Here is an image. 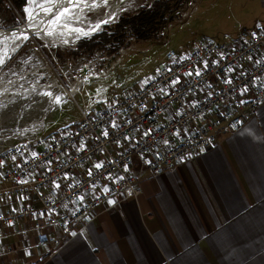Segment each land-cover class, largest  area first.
Listing matches in <instances>:
<instances>
[{"label":"built area","instance_id":"built-area-1","mask_svg":"<svg viewBox=\"0 0 264 264\" xmlns=\"http://www.w3.org/2000/svg\"><path fill=\"white\" fill-rule=\"evenodd\" d=\"M263 102V20L230 43L169 49L149 75L112 92L104 105L82 108L75 125L42 140L0 144V222L33 219L36 244L58 247L101 210L138 197L143 177L237 132ZM136 159L145 174L131 171ZM13 199L38 204L15 209L6 204Z\"/></svg>","mask_w":264,"mask_h":264},{"label":"crops","instance_id":"crops-1","mask_svg":"<svg viewBox=\"0 0 264 264\" xmlns=\"http://www.w3.org/2000/svg\"><path fill=\"white\" fill-rule=\"evenodd\" d=\"M258 3L262 17L242 28L264 21ZM131 171L145 174L138 159ZM140 187L58 247L36 244L33 219L0 222V264H264V102L237 132ZM28 203L38 204H6Z\"/></svg>","mask_w":264,"mask_h":264},{"label":"rangeland","instance_id":"rangeland-1","mask_svg":"<svg viewBox=\"0 0 264 264\" xmlns=\"http://www.w3.org/2000/svg\"><path fill=\"white\" fill-rule=\"evenodd\" d=\"M151 1H128L113 20L86 37L65 43L46 41L39 36L27 39L0 66V88L4 87L0 92V139L16 137L17 141H25L38 136L39 140L59 128L73 126L80 119L82 108L104 105L112 92L149 75L167 50L187 48L199 41L230 43L242 26L261 18L263 12L258 0H191L167 24L160 41H137L127 36L126 42L114 52L97 49L87 54L83 48L77 55L67 53V49H76L81 41L106 30L121 15L134 13ZM27 3L22 14L8 2L1 4L0 28L23 23ZM56 50L60 51V58ZM84 68L92 74L107 72L85 78L71 95L74 82L84 77L81 75ZM56 97L61 98L60 103L55 102Z\"/></svg>","mask_w":264,"mask_h":264},{"label":"bare ground","instance_id":"bare-ground-1","mask_svg":"<svg viewBox=\"0 0 264 264\" xmlns=\"http://www.w3.org/2000/svg\"><path fill=\"white\" fill-rule=\"evenodd\" d=\"M40 2H42V0H40ZM91 3L92 0H88V4H81V6L77 8L73 6L70 0H57V3L52 6L53 12L50 14H44L38 8L35 9V14H36L35 20H29L26 13L25 20L23 21L24 24L20 23L24 25L22 30L13 31L5 28L0 29V41H2L0 42V54H2L5 49H7L8 55L4 57V60L6 62V60L11 56V54L15 53L27 40V39L26 40L15 39L13 33H15L17 36L20 35L21 33H25L28 36V39L31 37L39 36L46 41L49 40L54 43L59 41H64L65 43L72 41L77 37H81V36L86 37L94 32L93 29L97 24H100V26H102L104 24L102 23V21L113 20L118 15L119 11L127 7V5L130 2L128 3V0H108L107 5H104L103 0H97L99 6L96 8H92ZM29 7H34V6H31L28 2L25 8H29ZM63 7H68L70 9V14L62 19L60 25H51V27H53L55 31L53 32L52 35H46L45 33L47 30H49L51 21L55 19V15L57 14L58 11L62 10ZM89 14H91V16ZM65 24L68 25V28H65L63 26ZM73 28L82 29L83 32H86L88 34L84 35L81 32L71 31L70 29ZM5 37H7V39H5ZM20 43L21 45L19 46ZM89 76L91 75L87 76V71H86V75L84 77L74 82V85H72L69 93L71 95L74 94L77 91L79 84ZM34 88H38V87L36 86ZM3 89L4 87L2 86L0 88V92Z\"/></svg>","mask_w":264,"mask_h":264},{"label":"trees","instance_id":"trees-1","mask_svg":"<svg viewBox=\"0 0 264 264\" xmlns=\"http://www.w3.org/2000/svg\"><path fill=\"white\" fill-rule=\"evenodd\" d=\"M6 2L22 14L27 0H0V5ZM190 2L191 0H152L134 13L121 15L106 30L81 41L76 49H67V53L77 55L83 48L87 54H92L97 49H110L109 52H114L126 42L127 36L137 41H160L165 36L167 24L181 14ZM57 56L61 57L60 51H57Z\"/></svg>","mask_w":264,"mask_h":264},{"label":"snow or ice","instance_id":"snow-or-ice-1","mask_svg":"<svg viewBox=\"0 0 264 264\" xmlns=\"http://www.w3.org/2000/svg\"><path fill=\"white\" fill-rule=\"evenodd\" d=\"M29 4L31 6H34V7H29V8H25V12L27 13V17L29 20H35L36 19V14H35V9H39L41 12H43L44 14H50L53 12V5H55L57 3V0H42V2H40V0H28ZM70 2L73 4L74 7H80L81 4H88V0H70ZM108 3V0H103V4L104 5H107ZM98 3H97V0H92V3H91V7L92 8H96L98 7ZM70 14V9L68 7H63L62 10L58 11L57 14L55 15V19L51 21V24L49 26V30L46 31V35H52L53 32L55 31V29L53 27H51V25H60L62 19L65 17V16H68ZM109 21L108 20H104L102 21V23L106 24L108 23ZM65 28H68V25L65 24L63 25ZM100 27V24H97L95 26V28L93 29L94 31L95 30H98ZM71 31H75V32H81L83 33L84 35H87L88 33L86 32H83L82 29H79V28H73V29H70ZM13 36L15 37V39H28V36L25 34V33H21L20 35H16L15 33H13ZM5 39H7V37H5ZM2 42V41H0ZM8 55V52H7V49H5L3 51L2 54H0V65H3L5 60H4V57ZM207 66V65H205ZM189 75L191 73H188ZM197 75H200L199 71H197L196 73ZM178 82V81H176ZM227 83H231V81H226ZM246 91V89H245ZM46 95H51V93H46ZM61 101V98L60 97H56L55 98V102L56 103H60ZM107 133H105L106 135ZM33 156L36 155V153H33L32 154ZM97 168L101 167V165H96ZM91 174V173H89ZM57 187H59V185H56ZM107 190V189H105ZM79 199H83V197H79ZM73 235H75V233H73Z\"/></svg>","mask_w":264,"mask_h":264},{"label":"water","instance_id":"water-1","mask_svg":"<svg viewBox=\"0 0 264 264\" xmlns=\"http://www.w3.org/2000/svg\"><path fill=\"white\" fill-rule=\"evenodd\" d=\"M128 1H131V0H128ZM27 20V19H26ZM26 22V21H25ZM24 24V23H23ZM23 24H16L14 26H11V27H6L5 29H10V30H13V31H16V30H22L23 29ZM27 24V23H26ZM1 29V28H0ZM4 29V28H2ZM21 45V43L19 44V46ZM86 74V69H82L81 71V75L85 76Z\"/></svg>","mask_w":264,"mask_h":264}]
</instances>
